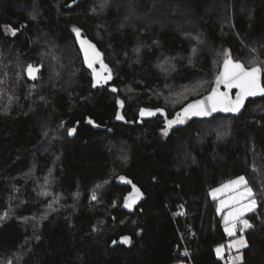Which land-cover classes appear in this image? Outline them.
I'll return each mask as SVG.
<instances>
[{"label": "trees", "instance_id": "1", "mask_svg": "<svg viewBox=\"0 0 264 264\" xmlns=\"http://www.w3.org/2000/svg\"><path fill=\"white\" fill-rule=\"evenodd\" d=\"M103 2L0 0V264H228L210 191L240 176L260 204L239 264H264V95L182 114L226 53L264 84V0ZM74 29L102 51L107 82ZM158 108L168 117L140 114ZM133 186L142 202L126 207Z\"/></svg>", "mask_w": 264, "mask_h": 264}, {"label": "snow or ice", "instance_id": "2", "mask_svg": "<svg viewBox=\"0 0 264 264\" xmlns=\"http://www.w3.org/2000/svg\"><path fill=\"white\" fill-rule=\"evenodd\" d=\"M108 0H104V2L100 5L102 8L107 5ZM95 11V9H93ZM34 18V17H33ZM76 32L77 37L80 36V30L74 29ZM13 34H15V30H13ZM81 49L84 51L85 56V62L88 64L90 68H93V65L99 60L100 53L96 50L95 45L91 44L87 40H81L80 41ZM226 58L224 60V71L220 74V76L217 78V84L223 83L228 87L231 88H238L240 91L237 94L236 100L233 101L230 99L227 93H218L217 89L212 90V94L207 97V101L210 102V107L205 101H197L194 105H189L188 108L184 109L185 114H191V115H197V116H207L210 115L211 112H215L217 110H222L224 112H239L241 107H243L244 100L249 96H256L257 94L264 95V84L261 83V67L253 66L251 68H245L242 63L234 62L230 58V53L225 54ZM102 69L106 70L108 75L103 77L104 82H107V80L111 79V70L107 68V65H104L102 60L100 61ZM28 74L32 76L34 79L36 78L33 73L38 72L39 69H34L33 66H28ZM97 83L100 82V73H97ZM113 91H116V89H113ZM121 106H123V102L121 101ZM141 116L147 115H155L154 112L141 110ZM117 119H123V116H117ZM177 123H183V120L179 117L176 120L168 121L169 127H171L173 124ZM75 132V129H71L69 134ZM165 135H167V130H165ZM121 180L124 178L121 177ZM229 185L237 186L240 185L244 186L245 192L241 194L242 199H249V203L243 207V209H237L235 213H230L231 219L225 220V227L226 231L228 232L229 236H234L235 229L237 226V223H240L243 225V228H252L253 225L246 219H241V217L244 215L247 211H253L255 207L257 206V201L255 199L253 190L250 186H248L246 178L241 176L238 177L234 181H230ZM229 185H225V187H228ZM134 192L136 195H140L139 189H136L135 186H133ZM215 191H220V189H217ZM95 195H93V199H95ZM135 202V196L133 194H130L128 198L125 200V206L131 207L132 204ZM7 216V213H4L3 216H0V220L4 219ZM229 225H231L229 227ZM243 230V229H242ZM125 242H129V238H124ZM237 248H242L247 246V242L241 236L238 240H235L233 242V245ZM220 248H217V252L219 253L221 251ZM237 259H240V257H237ZM10 264V262H9Z\"/></svg>", "mask_w": 264, "mask_h": 264}, {"label": "rangeland", "instance_id": "3", "mask_svg": "<svg viewBox=\"0 0 264 264\" xmlns=\"http://www.w3.org/2000/svg\"><path fill=\"white\" fill-rule=\"evenodd\" d=\"M7 32L12 33L13 31L11 29H8ZM29 65L37 66V65H35V63L34 64H29ZM28 66H27V68H28ZM27 68H26V71H27ZM237 178H234V179H231L229 181L223 182L219 186L212 188L211 191H210L211 197L217 199V201H218V211H219L218 214H220L222 216L223 222H224V226H225V220L226 219H228V220L231 219L230 213H235L237 209H243V207L249 203V199H242L241 198V194H243L245 192V189H244L243 185H240L239 187L229 185L230 181H234ZM225 185H229V186L225 187ZM217 189H220V191H215ZM253 193H254L255 199L257 201V206L255 207V209H256L259 206V204H260V199H258L259 197L255 195V191L254 190H253ZM251 212L252 211L245 212L244 215L241 217V219L242 220L246 219V220H248L251 223V220L248 217V214L251 213ZM230 226L231 225H229V227ZM246 229H248V228H243V225H241L240 228L236 226V229H235V233L236 234L234 236H232V238L229 241H227L225 243H222V244H220V245H218L216 247V252H217V248H220L221 246H223L221 248V251L219 253L217 252V255L219 257H222L223 259H225V256L230 254L232 256V259H233L232 264H239V262L241 261V258H242V253L241 252H242V250L245 247L237 248V247L231 246V245H233V242L235 240H238L241 236H243V238L247 242V238L245 236V230ZM225 230H226V227H225ZM227 234H228V232H227ZM247 245H248V242H247ZM237 257H240V259H237ZM174 264H188V262L182 260V261L176 262Z\"/></svg>", "mask_w": 264, "mask_h": 264}, {"label": "water", "instance_id": "4", "mask_svg": "<svg viewBox=\"0 0 264 264\" xmlns=\"http://www.w3.org/2000/svg\"><path fill=\"white\" fill-rule=\"evenodd\" d=\"M81 40H87V41H89L91 44L95 45L96 50L101 54L99 60L93 65V68H90V67L88 66V64L85 62L84 51L81 49V46H80V41H81ZM77 43H78L77 45L79 46V48H80V50H81V53H82V56H83V61H84V63H85V66H86V67L91 71V73H92V77H93L94 83L97 82V75H96L97 73H100V77H101V78H100V81H101V80L103 79V76H104L106 70H103V69H102V66H101L100 61L102 60L103 64H104V65H107L106 62H105V60H104V55H103L102 51L98 48V46L95 44V42H93L91 39H89V38H87V37H83V36L79 37L78 40H77ZM230 58H231V57H230ZM231 59H232L234 62L242 63L241 61H235L233 58H231ZM242 64L244 65L245 68H248V67H246V65H245L244 63H242ZM31 66H33L34 69H36V68L39 69L38 72H35V71H34V73H33V75L36 77L35 79H34L32 76H30V75L28 74V71H26V74H27L28 78H29L31 81H35V80L38 79V77H39L41 67H40V66H34V65H31ZM257 66H258V65H257ZM258 67H261V66H258ZM249 68H250V67H249ZM27 69H28V68H27ZM261 69H262V67H261ZM223 71H224V62L222 63V66H221V69H220V71H219V73H218V75H217V78L220 76V74H221ZM217 78H216V81H215V83H214L212 89L208 92V94H205V95H203L202 97H200V98H198V99H195V100H193V101H190L189 103H187V104L185 105V107L183 108V111H182V113H183L184 116H190V117H192V118H197V119H198V118L214 117V116H216V115H218V114H228V113H230V112H224V111H222V110H217V111H215V112H211V114H210V115H207V116H197V115L185 114V112H184V109L188 108L189 105H194V104H196L197 101H205V102L208 104V106L210 107L211 105H210V102L207 101V97H209V96L212 94V90H213V89H217L218 93H227L231 100H233V101L236 100L237 94L239 93L240 90H239L238 88H231V89H229V88L226 87V85L223 84V83L217 84ZM261 83L263 84V69H262V72H261ZM260 96H262V95L257 94L256 96H249V97H247V98L244 100L243 107L247 104V102H248L250 99H254V98H257V97H260ZM243 107H241V108H243ZM154 112H155L156 115H157V114H158V115H162L164 118H167V117H168V112H167V110L164 109V108H158V109H157L156 111H154ZM130 194H133V196H135V202L132 204L131 207L133 208V207H135V206H139V205L141 204V202H142V197H141L142 195H141V193H140V195H136L135 192H134V190H133ZM130 194H129V195H130ZM129 195L127 196V198L129 197ZM118 242H119V241H116V240H115L111 245L114 246V245H116Z\"/></svg>", "mask_w": 264, "mask_h": 264}, {"label": "built area", "instance_id": "5", "mask_svg": "<svg viewBox=\"0 0 264 264\" xmlns=\"http://www.w3.org/2000/svg\"><path fill=\"white\" fill-rule=\"evenodd\" d=\"M241 225H242V224L237 223V227L240 228ZM231 238H232V236H229V234H227V236H226V242L229 241ZM183 255H184L185 257H187V258L190 259V256H191V255H189V252H188L187 250H185V251L183 252ZM232 262H233L232 256L229 254V255L227 256V263H228V264H232ZM188 264H192V263H191V262H188Z\"/></svg>", "mask_w": 264, "mask_h": 264}]
</instances>
